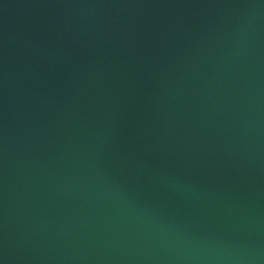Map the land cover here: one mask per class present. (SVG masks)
<instances>
[{"label":"water","instance_id":"95a60500","mask_svg":"<svg viewBox=\"0 0 264 264\" xmlns=\"http://www.w3.org/2000/svg\"><path fill=\"white\" fill-rule=\"evenodd\" d=\"M0 264H264V0H0Z\"/></svg>","mask_w":264,"mask_h":264}]
</instances>
